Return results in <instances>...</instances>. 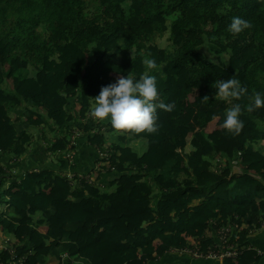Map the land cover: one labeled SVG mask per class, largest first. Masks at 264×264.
Returning <instances> with one entry per match:
<instances>
[{
    "label": "trees",
    "instance_id": "16d2710c",
    "mask_svg": "<svg viewBox=\"0 0 264 264\" xmlns=\"http://www.w3.org/2000/svg\"><path fill=\"white\" fill-rule=\"evenodd\" d=\"M233 17L252 27L233 36ZM165 34L168 45L160 48ZM208 47L227 62L208 66L204 75ZM17 58L21 65L14 67ZM146 58L157 63L149 73L157 81L156 103H175L171 112L157 109V123L173 113L175 121L153 134L117 136L110 121L90 115L92 98L119 76L138 79L147 71ZM232 76L248 90L233 101L244 122L235 137L222 128L232 105L215 98L216 82ZM170 78H182L174 93L164 84ZM256 93L264 98V0H0V185L8 182L0 192V264H10L3 249L23 264H148L185 245L206 248L212 230L222 226L237 228L236 247L252 248L222 264H256L253 248L264 249V239L252 235L264 223V107L246 110ZM74 138L96 152L94 165L82 173L96 172L91 185L68 158ZM198 139L208 153H199ZM34 140L42 151L33 156ZM148 156L156 162L138 169ZM208 169L211 180L187 198L167 201L176 216L157 206L141 239L102 218L96 233L89 226L88 201L113 205L116 195L138 187L130 177L160 180V188L173 192L186 181L175 172L200 182ZM10 214L19 222L11 223ZM93 239L106 245L99 257Z\"/></svg>",
    "mask_w": 264,
    "mask_h": 264
},
{
    "label": "clouds",
    "instance_id": "9594fccd",
    "mask_svg": "<svg viewBox=\"0 0 264 264\" xmlns=\"http://www.w3.org/2000/svg\"><path fill=\"white\" fill-rule=\"evenodd\" d=\"M252 24L239 17H233L228 31L237 36L245 29H250ZM143 64L147 71L139 78L131 76H119L115 83L103 86L99 95L94 99L95 106L91 109L90 115L98 122L110 121L117 136L131 133L139 135L141 133L153 134L159 129L157 123V109L171 112L175 108V103H159L157 81L149 73L157 69L155 59H144ZM247 88L234 76L227 80L216 82L215 98L226 102L232 106L226 112V118L222 124L233 137L239 136L244 128V122L240 119L241 105L233 103L239 101L247 93ZM209 98L205 96L203 100ZM264 107V98L260 93H256L254 101L247 107L249 113Z\"/></svg>",
    "mask_w": 264,
    "mask_h": 264
},
{
    "label": "rangeland",
    "instance_id": "374dc122",
    "mask_svg": "<svg viewBox=\"0 0 264 264\" xmlns=\"http://www.w3.org/2000/svg\"><path fill=\"white\" fill-rule=\"evenodd\" d=\"M157 44L159 45L160 48L166 47L168 45V35L165 34V35L161 36V38H159V41H157ZM19 49H22V48L20 47ZM20 53L21 52L16 53L18 57H20ZM18 59L19 58H17V60H15L13 63L14 67H18L21 65V62L19 63ZM205 59L207 60L206 63H208V64L204 66V70H203L204 75L209 74V69L211 67H208V66H210V65L212 66V64L221 66V65L226 64V62H227V56H225L224 53H221L218 49H216L214 47H208V50L205 52ZM181 81H182V78H170V79L166 80V83L164 82V84L165 85L168 84L169 85V92L174 93V90H176L180 86ZM52 88L55 91L57 90V92H59V90H60V86L57 82H55L52 85ZM29 111L32 112V110H30V109H29ZM175 118H176V114H174V113L170 114L169 117L167 118V120L165 121L166 126L173 125ZM164 128H166V127H164ZM160 129H162V128H160ZM77 140H78V138L76 140H74V139L71 140V142H73V143L70 144V147H69L70 153H73L74 148L76 147ZM85 142L87 145V141H85ZM197 145L199 147V153L200 154H206L210 151V148L203 141H200V139H198ZM215 146H217V145H215ZM218 149L220 150L221 148H218ZM74 160H75V156H74ZM91 164L94 165V162H91ZM234 165L235 164L232 163V166H234ZM141 168L142 167H138V169H141ZM234 170L237 171L236 168ZM233 172H235V171H233ZM175 174L178 175L179 178H183L182 180H186V181H184L185 182L183 184L184 187L179 188V190H175L173 192H165L164 188H160V185L163 183L160 180L159 181L158 180L150 181V182H148L149 186H144L143 179H142V181H140L139 180L140 178L130 177L129 180L130 179H137V180H139L138 184H143V186H141L140 189L138 188L137 190H135V191H138L135 195H129L127 191H125L123 193L126 195L123 196L125 201L122 202V206H124L126 208V211L122 212L121 214H119L117 216L115 215L116 214L115 211L114 212L112 211V215H107V214H104L105 208H102L99 205L98 206L95 205L94 202H93L94 204H92L91 200H89L88 201V210H89V208H92V210L89 212V220L91 222L95 221L96 216H97V212L99 213V216H98L99 219L105 218V220H107V219L113 220L115 218H124L125 217L127 220V223H129V221H130L129 216H130V218H132V217L138 218V217H144V216L150 214V215H152L153 218H155L156 217V208H157V206L162 205V204L165 206L164 212H166L167 214L170 213V214H168V216L169 215L176 216L177 215L175 213L176 209L172 208V206L169 205V203L167 201L171 198H174V197L180 195V194L183 195V198H187V196L194 191L195 187H197L199 185L201 186L204 184V182L211 180L212 176H214V171H212L211 169H208V171L204 174V178L200 182H196L194 180H191L190 173H183L182 174L179 172H175ZM187 180H190V181H187ZM7 184H8L7 180L5 178L2 179V183L0 185V192L1 193H4L6 191ZM132 189H134V187ZM165 203H167L168 205ZM111 206H113V205H111ZM190 206L196 207L198 205L197 204H191ZM193 207H191V209L193 210V213H195L196 208H193ZM113 209L115 210L114 207H113ZM93 211H95L96 214H92L91 212H93ZM136 211H138L139 215H133L132 216L130 214V213H135ZM144 212H146V213H144ZM138 219H140V218H138ZM101 220H103V219H101ZM125 222L126 221H124V223ZM112 224L114 225L115 222H113ZM94 228L96 229V226H94ZM124 228H126L125 224L123 225V228H121V230H123ZM94 232L96 233L97 229ZM131 233L139 239L144 237L143 236V230L141 232L140 226H137V225H132ZM212 234H213V230H212V232L208 238L210 242L213 241L215 238V235L214 234L212 235ZM255 236H258L260 238L263 235L259 236V234L255 233L253 235V238H256ZM93 241H94V246L98 247L99 246L98 243H100V241L97 242L95 239H93ZM208 246H210V244ZM184 248H189V246L185 245L181 249H184ZM255 248H257V247H255ZM257 249H261V248H257ZM179 251H180V248L175 249V250H168L167 251L168 257L165 254V256L167 258H163V259H159V260H155V261L148 259L147 263L148 264H180V262L177 260L183 258V256H180L178 254ZM263 257H264V255H262L261 257L259 256L257 259L258 262L256 261L257 262L256 264H259L261 261H263V259H264ZM184 258L189 260L187 257H184ZM189 262H190V264H217V263H205L204 261H195V260H189Z\"/></svg>",
    "mask_w": 264,
    "mask_h": 264
},
{
    "label": "crops",
    "instance_id": "0c3cea01",
    "mask_svg": "<svg viewBox=\"0 0 264 264\" xmlns=\"http://www.w3.org/2000/svg\"><path fill=\"white\" fill-rule=\"evenodd\" d=\"M167 118L168 117L165 116L158 123V125L160 126V128L164 129V127H166V128L169 127V126H166V123H165V121L167 120ZM170 126H172V125H170ZM32 142L33 143L31 145L30 150H33L32 155L34 156L36 154V152H37V149L40 151L41 148L35 144V140L32 141ZM73 153L75 154V160H74L75 161V166L74 167H76V171L79 172V174L85 173V171H84L85 169L84 168L87 167V165H90L91 162H94V160H95V158L97 156L96 155V152L94 151V149L91 148L90 146H88V144L86 145V142L82 138H78L77 143H76V147L74 148V152ZM156 160H157V158H154L152 156H148V157L144 158L143 161H142V163H141L142 168H148V164L149 163L151 164V162H156ZM22 165H23V163H22ZM61 165L63 167V164H61ZM90 167H92V166H90ZM110 175H112V174H108L104 179H106V178L109 179L110 178ZM113 176H115V174ZM139 180L142 181V179H139ZM139 180H137V179H130L128 181H129V183L136 182V184H138ZM137 186L138 187L135 186L136 188L131 189L130 191H128V194L129 195H135L138 192V191H135V190H137L138 188L140 189V187L143 186V185L142 184H138ZM144 186H149V184L148 183H146V184L144 183ZM126 189H128V188H126ZM125 195L126 194H123V193L116 195L114 197V201H113L114 204H113V206H109V207L105 208L104 214L112 215V211L113 212L115 211L116 212L115 215L117 216V215L121 214L122 212H125L126 211V208L124 206H122V202L125 201L123 196H125ZM91 203L94 204L95 202L93 203V201L91 200ZM95 205H97V204L95 203ZM113 207L115 208V210L113 209ZM89 209H91V208H89ZM94 214H96V213H94ZM130 214H132V213H130ZM98 216H99V213L97 212V216H96L95 221H93V222L90 221V224H89L90 227L97 225V223L99 221L98 220L99 219ZM151 216L152 215L148 214L147 216H144V217H138L140 219L133 218L132 216H131L132 218H130V216H129V219H133L132 221H129V223H127V220H126L125 217L124 218H115L113 220H109V219L105 220V218H102V219H104L105 222L108 223L107 225L111 229L112 228H116L124 236H126L128 238H133L134 240H137L139 238L135 237L131 233L132 225L140 226L141 232L143 230V236H145L147 230L149 229V226H151L154 223V221H152L153 218H151ZM8 219L11 220V223H13V224L18 223L19 220H20V219L16 218L13 214H10L8 216ZM124 221H126V222L124 223ZM113 222H115L114 225L112 224ZM124 224L126 225V228H124L123 230H121V228H123V225ZM261 235L264 236V233L261 234ZM131 236H133V237H131ZM263 236H261L260 239H264ZM255 237L256 238H259L258 236H255ZM3 242H4V238H2L1 235H0V252H1V249L3 248V246H4ZM98 244H99V246L98 247L97 246L95 247V250H96V253H97V257L103 255V253L105 251V247H106V245H105L104 242H100ZM188 263L190 264V262H188ZM259 264H264V259Z\"/></svg>",
    "mask_w": 264,
    "mask_h": 264
},
{
    "label": "built area",
    "instance_id": "2783aa9c",
    "mask_svg": "<svg viewBox=\"0 0 264 264\" xmlns=\"http://www.w3.org/2000/svg\"><path fill=\"white\" fill-rule=\"evenodd\" d=\"M72 143L73 142H71V144ZM74 156V153L68 154V158L72 161L74 160ZM94 174H96V172L92 170L90 173L80 174L79 177L81 178V180H83L84 183L91 185L93 182L92 175ZM65 177L69 181L72 179L71 174H67L65 175ZM255 233L259 235L264 233V223L261 225V228L258 231H254L252 235H254ZM213 234L215 235V238L213 241H211L210 246L203 248L200 242H197L192 247L180 249L178 254L180 256H183V258L178 259L177 261H179L180 264H189V260L222 264L224 260H234L239 252V249L241 251H247L251 248L249 244L238 248L232 243V238H235L239 235L237 228L234 226H222L215 228L213 229ZM253 250H256L260 257L264 255V249L253 248ZM3 251L10 255V264H23V259H20L18 255L13 253L12 249H3ZM166 255L168 256V252H166ZM184 257H187L189 260L185 259Z\"/></svg>",
    "mask_w": 264,
    "mask_h": 264
}]
</instances>
